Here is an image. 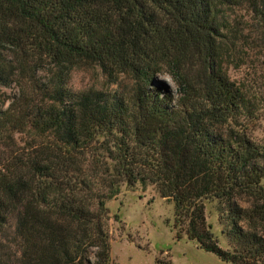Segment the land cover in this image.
<instances>
[{
  "label": "trees",
  "instance_id": "trees-1",
  "mask_svg": "<svg viewBox=\"0 0 264 264\" xmlns=\"http://www.w3.org/2000/svg\"><path fill=\"white\" fill-rule=\"evenodd\" d=\"M245 2L264 36V0H0V264H115L106 203L137 183L172 204L178 239L264 264V85L250 94L221 61ZM85 61L136 92L72 89ZM161 63L176 92L155 84Z\"/></svg>",
  "mask_w": 264,
  "mask_h": 264
},
{
  "label": "rangeland",
  "instance_id": "rangeland-1",
  "mask_svg": "<svg viewBox=\"0 0 264 264\" xmlns=\"http://www.w3.org/2000/svg\"><path fill=\"white\" fill-rule=\"evenodd\" d=\"M228 18L238 31L242 30L238 46L225 49L222 66L230 80L245 87L251 94L264 85V36L256 28V20L247 2L228 12ZM153 75L155 84L176 92V82L165 63L158 65ZM108 74L94 62H80L71 72L69 85L74 90L89 88L118 90L126 97L136 92L138 82L131 75L120 73L112 83ZM146 84H143L145 86ZM146 87H151L148 84ZM5 96H11L16 87H3ZM262 90V89H261ZM250 134L264 138V110ZM110 219V254L115 264H230L211 252L197 247L185 234L176 237L173 207L159 195L154 185L137 183L133 187L122 185L120 192L106 203ZM206 220L219 238L221 246L227 241L221 233L216 201H204ZM118 215L119 219H116Z\"/></svg>",
  "mask_w": 264,
  "mask_h": 264
}]
</instances>
